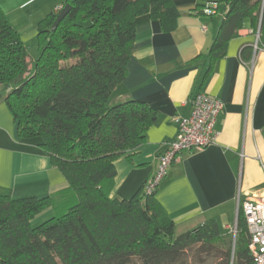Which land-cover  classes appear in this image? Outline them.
<instances>
[{"label": "trees", "instance_id": "16d2710c", "mask_svg": "<svg viewBox=\"0 0 264 264\" xmlns=\"http://www.w3.org/2000/svg\"><path fill=\"white\" fill-rule=\"evenodd\" d=\"M222 1L226 12L205 77L245 19L264 30V0ZM66 4L54 31L59 8L37 25L33 72L0 7V85L9 88L4 102L16 134L39 139L67 183L54 196L0 194V264H254L240 211L233 243L213 219L176 234L155 199L158 186L148 194L143 185L129 199L110 197L114 161L145 142L159 114L138 100L110 105L109 99L127 74L136 17L148 15L168 33L179 16L172 0H65L61 7ZM45 211L49 216L36 221Z\"/></svg>", "mask_w": 264, "mask_h": 264}, {"label": "crops", "instance_id": "0c3cea01", "mask_svg": "<svg viewBox=\"0 0 264 264\" xmlns=\"http://www.w3.org/2000/svg\"><path fill=\"white\" fill-rule=\"evenodd\" d=\"M179 13L174 30L164 33L148 15L136 17L127 74L109 99H129L155 109L157 122L145 142L114 161L111 198L129 199L158 170L165 143L176 138L178 118L191 113L190 97L203 92L220 101L215 143L183 152L167 167L155 199L174 222L176 234L204 221H216L222 234L236 222L238 198L264 187V30L247 18L205 77V62L225 15L222 0H172ZM57 0L49 11L57 12ZM214 4L211 15L197 8ZM256 17V13H253ZM200 57L198 62L191 61ZM0 85V194L13 199L54 196L67 183L40 148L37 138L21 139ZM45 211L36 221L48 217Z\"/></svg>", "mask_w": 264, "mask_h": 264}, {"label": "built area", "instance_id": "2783aa9c", "mask_svg": "<svg viewBox=\"0 0 264 264\" xmlns=\"http://www.w3.org/2000/svg\"><path fill=\"white\" fill-rule=\"evenodd\" d=\"M214 4H206L202 13L211 15ZM191 113L187 118L176 120V138L165 143V150L158 158L157 172L144 184V191L151 193L155 190L165 175V171L183 152L200 151L215 143V125L222 110L220 101L208 94L199 92L190 97ZM242 213L248 234V250L254 264H264V187L243 199L238 198V212ZM236 236V222L231 230Z\"/></svg>", "mask_w": 264, "mask_h": 264}, {"label": "rangeland", "instance_id": "374dc122", "mask_svg": "<svg viewBox=\"0 0 264 264\" xmlns=\"http://www.w3.org/2000/svg\"><path fill=\"white\" fill-rule=\"evenodd\" d=\"M56 1L57 0H0V7L8 23L17 31L26 49L30 72H33L34 62L39 55V47L36 40L37 25L47 16L51 9H54L53 3ZM59 1L62 3L65 0ZM61 8L62 7H60L59 10ZM109 104L111 105L112 103L109 101ZM229 234L232 236V241L234 243L232 233Z\"/></svg>", "mask_w": 264, "mask_h": 264}, {"label": "water", "instance_id": "95a60500", "mask_svg": "<svg viewBox=\"0 0 264 264\" xmlns=\"http://www.w3.org/2000/svg\"><path fill=\"white\" fill-rule=\"evenodd\" d=\"M70 9V5L66 4L64 5L60 11L57 13L55 21L53 22L52 26H51V30L54 31L57 24L64 18V16L68 13Z\"/></svg>", "mask_w": 264, "mask_h": 264}]
</instances>
